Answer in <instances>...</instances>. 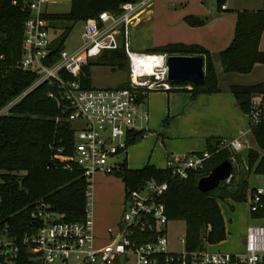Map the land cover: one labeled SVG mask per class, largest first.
<instances>
[{"label":"built area","instance_id":"obj_1","mask_svg":"<svg viewBox=\"0 0 264 264\" xmlns=\"http://www.w3.org/2000/svg\"><path fill=\"white\" fill-rule=\"evenodd\" d=\"M2 0H0L1 3ZM57 0H10L12 7L26 13L22 25L19 57L15 68L35 75L34 82L0 108V117L6 116L30 92L42 84L54 89L48 97L54 100L61 117L70 127V162L64 169H80L86 183V207L83 221L66 222L40 203L31 217L36 226L21 239L0 235V264H18L20 248H26L31 264H264V226L250 225L242 240V250L236 254L212 252L205 242L193 253L170 249L163 228L169 223L165 214L163 196L165 182H145L125 193L122 213L115 232L108 229V241L96 244L90 215L91 188L97 173L115 175L124 162L128 141L134 134L143 133L142 125L148 119L140 95L155 84L169 88L166 82V55L146 54L130 50L128 37L131 28L152 7L155 0H137L123 3L118 13L103 11L97 17L84 21L82 43L73 51L64 48L57 53L59 39L52 37V20L48 5ZM2 44L0 36V46ZM123 47L130 69L129 88L86 89L80 80L81 70L104 52ZM158 58L159 66L150 73L143 61ZM5 57L0 54V70ZM135 77L133 81L132 77ZM148 78V83L141 81ZM249 132L264 120V100H254L248 113ZM240 138H220L219 149L237 153L243 148ZM61 152L60 150L58 151ZM211 157L204 150L187 156H168L165 168L171 178L185 179L189 171L197 170ZM264 177V176H263ZM250 217L264 218V185L248 192ZM247 195V196H248ZM55 221H60L56 223ZM140 234L148 238L143 240ZM144 236V237H145ZM177 245V242H176ZM31 255H34L31 257Z\"/></svg>","mask_w":264,"mask_h":264},{"label":"trees","instance_id":"obj_2","mask_svg":"<svg viewBox=\"0 0 264 264\" xmlns=\"http://www.w3.org/2000/svg\"><path fill=\"white\" fill-rule=\"evenodd\" d=\"M135 1L137 0H70L68 13L47 17L65 25L55 52L63 49L64 41L76 23L97 17L103 11L118 13L123 3ZM224 1L216 0L219 11H223L221 8ZM234 14L236 22L233 39L221 52L210 53L203 47L183 44H168L145 52L166 56H199L204 59L203 87L196 88L180 83L169 85L172 91L188 93L191 99L199 95L217 94L221 92L220 75H246L256 65H264V52L259 50L264 31V8L256 11H235ZM26 15L12 7L10 0L1 1L0 54L4 55L5 62L0 70V108L35 80L34 74L15 68ZM184 21L191 27H200L205 23V20L194 17H185ZM126 59L123 47L104 52L82 68V86L86 89L92 88L91 66L108 67L113 71L122 70ZM116 88H129V82ZM51 91L54 89L46 84L40 85L16 104L8 115L0 117V235L6 232L10 238L21 239L36 226L31 213L40 203L49 205L63 221L80 222L84 219L86 183L80 169H64L66 163L62 160H71L72 133L67 123L61 120L56 122L55 119L61 115L56 102L48 97ZM225 92L232 94L235 107L248 115L254 100H264V82L249 86L230 85ZM145 93L139 96L140 101L150 91ZM167 121L168 119L165 124ZM249 135L255 147L248 149L246 163L238 155L219 149L220 138L211 137L206 139L205 147L211 154L210 159L202 168L189 171L185 179L171 178L166 169L148 165L142 169L130 170L125 161L114 176L123 183L125 193L148 181L165 182L167 190L163 203L167 220L184 223V249L193 253L202 248L203 242L212 244L225 239L219 202L246 201L249 177L264 176V120L250 128ZM141 138V133L134 134L128 141V146ZM223 161L231 163L232 177L211 192L198 191V181ZM140 236L143 240L148 238L144 234ZM28 257L26 248L21 247L18 264H31Z\"/></svg>","mask_w":264,"mask_h":264},{"label":"crops","instance_id":"obj_3","mask_svg":"<svg viewBox=\"0 0 264 264\" xmlns=\"http://www.w3.org/2000/svg\"><path fill=\"white\" fill-rule=\"evenodd\" d=\"M204 4L205 0H155L150 10L141 17L140 22L131 28L128 37L130 50L143 53L150 49L168 44L197 45L208 50L210 53H218L225 50L234 36L236 15L234 13L231 16L227 13H208L203 7ZM221 9L223 11L227 10V7L223 5ZM185 17L205 20V23L200 27H191L184 21ZM223 25L226 29H223ZM263 35L264 31L259 43V50L262 52H264V48L262 47ZM261 66L263 65H256L251 72H255V75L256 72H258V68ZM234 75L244 76L235 73L222 74L219 76V81L222 78L228 80L230 76L232 77ZM257 78L260 80L253 83L232 79L228 85L247 86L264 82V78ZM227 87H221L220 93L199 95L194 99H191L188 93L172 91L171 89L169 91L158 90L148 93L147 97L142 101L143 108L148 114L147 121L142 125V141L152 133L150 129V104L152 105L153 94H162L166 96L169 109L170 105L174 106L173 110L169 112V109H167L168 107L166 108L164 105L163 115L165 114V117L163 121L169 119V113L180 110L178 113L175 112V117L177 120H181L182 124L185 125H187L189 120V134L196 135L203 148L206 147V139L215 137L216 134L223 130L220 125H215V127H213L214 120L217 116L214 112L215 109L224 110L225 114L223 117L226 118L228 122V131L242 140L244 131L249 134L248 119L245 114L235 107L232 94L225 92ZM155 100H157V98H155ZM154 105H156V103ZM206 118L212 119L211 123L207 121ZM220 124L222 125V123ZM165 135L168 140L170 139L169 136H174V133L172 130H166L164 127L157 138L162 139ZM170 155L172 154L168 153L166 155L165 162L166 158ZM126 159L127 150L124 154L126 167L130 170H138L129 168ZM112 176L120 181L119 178L114 175ZM94 185L95 181L93 177L92 188ZM121 185L123 187L122 193L121 191L119 193V190H117L118 186L112 183L106 197L100 195L99 198L96 199L95 204L91 188L90 215L92 220V233L98 245L107 243L108 229L113 232L117 229L125 195L122 182ZM92 209H94V213ZM95 220L99 222V225H95Z\"/></svg>","mask_w":264,"mask_h":264},{"label":"rangeland","instance_id":"obj_4","mask_svg":"<svg viewBox=\"0 0 264 264\" xmlns=\"http://www.w3.org/2000/svg\"><path fill=\"white\" fill-rule=\"evenodd\" d=\"M227 7V11H219L217 9L216 0H205L203 5L204 9L208 13H227L231 16L235 11L248 10L256 11L264 8V0H225L223 3ZM70 0H57L55 4L48 5L47 11L51 14H65L69 12ZM51 26L53 27V32L51 33L52 37L56 36L57 39H61L63 33L62 27L65 25L59 22H52ZM84 23L82 21L76 23L69 33L67 38L64 41L63 48L67 51L76 50L82 43V33H83ZM223 29H226L223 25ZM262 47L264 48V35L262 40ZM145 53V52H143ZM147 54V53H146ZM251 72L249 75L244 76H230L228 80L222 78L219 81V88L227 87L232 79L241 80V82H257L259 78H264V65L258 68V72ZM90 79L91 87L94 89H103V88H116L122 85L123 83H130V69L128 64V58L123 62L122 70H111L108 67L102 66H91L90 68ZM141 81L144 83L151 82L148 78H143ZM250 84V85H255ZM234 85V84H232ZM237 86H246V85H237ZM249 86V85H247ZM169 91L170 88H165L163 86L155 84L152 89H149L150 92L153 91ZM156 95V96H155ZM157 98V100H155ZM152 105L150 104V129L152 133L150 136H147L145 140L139 139L137 142L131 144L126 149L127 150V166L131 169H142L145 166H155L157 169L165 168V157L166 155L172 154V156H189L193 154L201 153L205 150L197 139L196 135L189 134V120L187 125L182 124L181 120H177L176 113L179 111H174L173 113L168 114V122L165 124L163 115L164 105L169 109V104L167 102V97L162 94H153ZM156 103V105H154ZM167 104V105H166ZM174 106L170 105V110H173ZM214 112L217 114L216 119L214 120V126L220 125L222 131L215 135V137L230 139L237 138L235 135L231 134L228 131V122L226 118L223 117V109H215ZM244 114V113H243ZM246 115V114H245ZM243 116V115H241ZM248 123L249 118L248 115ZM244 119V118H243ZM207 121L211 123L210 118H206ZM222 123V125L220 124ZM166 130H172L174 136H169L170 139H166V135L162 139H158L157 136L160 134L162 128ZM162 127V128H161ZM237 136V135H236ZM242 140L244 142L243 148L235 153L238 155L243 163H246V155L249 148H254L255 145L252 144L248 132L244 131ZM140 142V143H139ZM192 142V143H190ZM122 156L119 155L116 158V161H120ZM95 185L92 188V193L94 196V204L96 199L99 196L107 195L111 184L118 186L117 190L119 193H122L121 180L114 178L112 175H103L96 174L94 176ZM264 185V177L251 175L249 177V190L255 187H261ZM250 196L248 195L246 201L241 203H233L229 200L219 202L220 212L224 221L225 229V239L218 243H205V246L209 251L212 252H222L236 254L242 250L241 240L245 237L247 229L250 225H262L264 226V218L254 220L250 217ZM94 209H92L93 211ZM123 210V209H122ZM122 212V211H121ZM94 213V211H93ZM95 225H99V222L95 220ZM101 225V224H100ZM164 233L166 238L170 243V249L173 250L175 246L176 251H182L183 245L178 243L179 240L183 239L185 233L184 223L181 221L169 222L164 228ZM177 242V245H176ZM132 264V263H129Z\"/></svg>","mask_w":264,"mask_h":264},{"label":"water","instance_id":"obj_5","mask_svg":"<svg viewBox=\"0 0 264 264\" xmlns=\"http://www.w3.org/2000/svg\"><path fill=\"white\" fill-rule=\"evenodd\" d=\"M166 82L168 85L187 83L200 88L204 85V59L199 56H166ZM233 174L229 161L217 165L207 176L198 181L197 189L208 193L217 188L220 183L228 181ZM59 223L60 221H55ZM34 255H31L33 257ZM34 264H39L36 261Z\"/></svg>","mask_w":264,"mask_h":264},{"label":"bare ground","instance_id":"obj_6","mask_svg":"<svg viewBox=\"0 0 264 264\" xmlns=\"http://www.w3.org/2000/svg\"><path fill=\"white\" fill-rule=\"evenodd\" d=\"M144 65V70L150 73L155 67L159 66V59L158 58H149L146 61L142 62ZM136 76H133V81L135 80Z\"/></svg>","mask_w":264,"mask_h":264}]
</instances>
